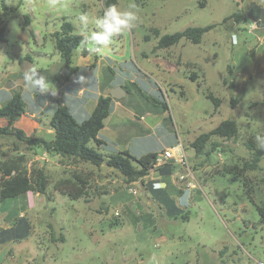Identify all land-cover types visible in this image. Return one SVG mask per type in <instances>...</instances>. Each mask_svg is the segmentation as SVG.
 Returning <instances> with one entry per match:
<instances>
[{"label":"rangeland","instance_id":"rangeland-1","mask_svg":"<svg viewBox=\"0 0 264 264\" xmlns=\"http://www.w3.org/2000/svg\"><path fill=\"white\" fill-rule=\"evenodd\" d=\"M103 1L6 0L8 8L0 6V25H6V40L0 43V103L6 93L16 90L27 98L23 76L32 68L49 76L48 81L56 76L60 82L66 68L58 63L60 56L51 34L61 29L63 20L71 22L74 32L81 34V13L89 16L88 34L98 31L95 20L106 8ZM248 1L118 0L119 10H135L139 20L97 53L112 57L115 50L126 57L152 55L157 42L150 34L152 28L164 34L188 26L214 25L199 44L182 39L165 49L169 55L179 54L187 60L185 67L189 70L195 67L189 62L203 65L208 73L207 79L200 80L203 88L221 100L218 110L209 113L206 120L190 124L192 134L207 132L223 119H234L239 128L236 138H215L220 143L216 149L208 144L198 155L189 140L183 142L186 163H176L179 166L172 169L174 178L173 173L168 175L173 190L169 186L167 191L169 197L182 194L180 200L188 201L187 206L177 210L166 200L164 212L151 202L147 187L152 175L144 182L125 183L116 170L104 165L98 168L82 162L74 166L39 148L24 152L28 167L35 163L45 168L51 182L48 198L29 191L0 201V233L16 221L23 231L27 230L24 238L0 243V264H264V216L257 208L264 205V157L258 169L248 173L251 183L245 184L241 175L235 176L233 168H225L249 157L244 142L250 135L264 139V41L251 31L250 17L238 22L230 16L245 12ZM132 4L135 9L129 7ZM228 16L231 18L224 20ZM145 35L150 38L145 39ZM84 47L92 52L90 43L85 42L74 54ZM165 50L158 49L156 53ZM90 57L93 59L94 55L91 53ZM142 60L139 57L137 61ZM76 62L83 64L85 58ZM228 65L242 71L249 70L250 65L254 67L247 87L236 86L237 75H230ZM42 69L45 75L40 72ZM231 79L233 86L229 84ZM233 98L239 99L234 107ZM199 103L203 106L201 100ZM42 131L45 134L46 127ZM180 136L185 138L183 133ZM15 145L20 152L25 150L24 144L13 136H0V159L16 153ZM73 168L91 172L88 196L72 199L52 188L54 181ZM173 186L182 192H175ZM185 187L193 190L188 192Z\"/></svg>","mask_w":264,"mask_h":264},{"label":"crops","instance_id":"crops-1","mask_svg":"<svg viewBox=\"0 0 264 264\" xmlns=\"http://www.w3.org/2000/svg\"><path fill=\"white\" fill-rule=\"evenodd\" d=\"M263 5L264 0H249L247 9L245 8V12H242L244 16L240 18L241 21L250 17L253 22L250 27L251 31L260 41H264ZM249 12L251 14L247 16ZM247 28L245 22L244 29ZM236 29L240 30L241 28ZM156 50L155 52L151 51L152 55L142 53L143 56L133 54L127 57L122 52L115 50L112 57L110 55H97L98 52L93 51L82 53L80 50V53L73 55V63L71 62L70 65L76 66L77 69L69 76L68 80L63 81L60 78L61 82H58L56 76L50 78L49 82L54 86L52 91L56 92L55 96L50 93L44 95L27 94V98H25L21 92L27 104L26 112L19 117L14 125L26 132L28 130L38 131L36 135L50 139L53 136V129L49 126V118L59 103L66 105L76 120L82 121L89 116L100 95H109L111 97L110 111L97 135L102 140L101 150L103 152L128 151L135 157H140L149 152H160L157 165L168 162L161 157L162 150L166 148H176L180 145L187 154L186 145L183 146V142L188 140L191 142L197 136L192 134L190 124L206 120L209 113H215L218 110L215 106L210 107L208 102L211 101L200 91L196 81L189 78L190 72L194 71L192 69H197L198 67H195L199 66V71H195L199 80L202 77L207 79V69L200 63L192 61L189 62L191 63L190 66L195 67L189 70V67L188 69L185 67L187 60H184L179 54L172 56L165 49V53H156ZM91 53L94 55L93 59L90 57ZM139 57L143 59L141 63L137 61ZM83 58H85V63L76 62L77 59L83 60ZM157 59L168 61L169 63L165 64L167 67L157 63ZM60 62L58 59V63ZM106 67H110L112 73L102 89L103 69ZM249 68L246 71L237 68L233 70L237 75L236 86L238 88L247 87L248 81L254 73V67L250 65ZM126 83H135L150 102L165 100L168 110L162 113L150 111L147 107L148 101L134 87L128 90L125 87ZM119 86H122L125 92L122 94L121 91H118L122 96L115 98L111 92ZM11 94L10 92L6 93L0 105ZM200 100L203 102V106L199 103ZM42 127H46L45 134H43ZM181 133L185 138L180 136ZM43 153L48 154L44 151ZM172 165L171 171L163 166L159 170L152 169L150 174L146 176V178L150 175L153 176L150 178L152 186L147 187L149 199L151 202H156L164 212H167L166 200L171 201L177 210L185 208L188 204V201L180 200L183 198L182 194L177 196L172 194L169 197L167 191L170 186L168 175L173 173L172 177L174 178L175 170L172 172V169L179 166L176 163ZM140 181L144 182V180ZM173 182L175 183L174 179ZM173 188L175 192L178 190L182 192L180 188L174 186ZM170 189L173 190L172 187ZM184 190L190 192L193 189L185 187Z\"/></svg>","mask_w":264,"mask_h":264},{"label":"trees","instance_id":"trees-1","mask_svg":"<svg viewBox=\"0 0 264 264\" xmlns=\"http://www.w3.org/2000/svg\"><path fill=\"white\" fill-rule=\"evenodd\" d=\"M5 1L0 0L2 9L8 8ZM117 2L118 0L103 1L106 7L112 4L116 5ZM230 16L239 22L242 15L240 13H232ZM230 16L225 17L224 20L231 18ZM213 26L212 24L188 26L182 30L164 34H161L157 28H152L150 34L157 38L152 50L155 52L156 49H167L179 43L182 39L199 44L203 34ZM5 30L6 25H0V43L6 40ZM51 36L54 48L60 56V61L66 68V73L62 79L63 81L68 80L69 76L77 69L76 66L70 64L75 51L85 43L84 38L80 33H75L73 24L66 20H63L61 29L53 32ZM144 38L149 39L150 35H145ZM81 50L82 53L87 52L85 47ZM227 71L230 75L233 74L230 65L227 66ZM40 72L44 74L45 70L42 69ZM111 73L110 67L103 69L102 89L110 78ZM45 78L49 79V76L45 75ZM189 78L196 81L200 91L214 104L215 108H218L221 102L220 98L208 88H203L197 72L191 71ZM57 81H59L58 78ZM223 82L227 83L228 80L224 78ZM229 84L231 86L234 85L232 79ZM125 87L128 90L134 87L148 101L147 107L150 111L162 113L168 110L165 100L150 102L135 83H126ZM238 102L239 99L237 98L231 99L233 107ZM26 105L21 92L18 90L13 91L11 96L0 105V121H2L0 123V136H13L18 143H23L25 147V150L20 152L15 145L13 151L16 153H11L7 157L0 159V201L29 191L46 195L48 198V188L51 182L45 168L35 163L29 167L27 166L28 159L25 153L37 150V148L50 155H58L61 160L68 161L74 166L84 162L98 168L103 165L113 168L122 176L125 183L137 180L143 181L152 169L159 170L163 166H166L168 171H171L173 163L156 164L160 152H149L140 157H135L128 151L105 153L101 150L102 140L97 135L110 111L111 97L109 95H100L89 116L82 121L76 120L67 106L59 103L49 118V126L53 129V136L50 139L33 133L27 134L24 129L14 125L19 117L26 112ZM238 135L237 122L234 119H224L209 131L198 134L190 142V147L198 155L205 150L208 144L211 145L212 150L216 149L220 143L215 138L226 140L236 138ZM244 145L249 151V157L240 162L237 161L238 164L233 166L226 165L225 168L226 170H232L233 168L235 176L241 175L244 183L247 184L250 181L247 175L249 172L258 169L259 162L264 157V148L259 146V142L254 135H250L245 140ZM52 188L72 199L88 196L91 189V172L79 168L69 169L66 176L60 177L52 183ZM250 190L249 188L247 192L250 193ZM257 208L261 216H264V205ZM26 235L27 230L23 231V228H20L18 221H16L11 228L5 229L0 233V243L13 238L21 239Z\"/></svg>","mask_w":264,"mask_h":264},{"label":"clouds","instance_id":"clouds-1","mask_svg":"<svg viewBox=\"0 0 264 264\" xmlns=\"http://www.w3.org/2000/svg\"><path fill=\"white\" fill-rule=\"evenodd\" d=\"M129 7L135 9L136 5L132 4ZM79 20L81 24V35L84 41L90 43L92 51L102 53L111 44L114 36L135 27L139 16L135 10L121 11L114 4L108 5L104 9L103 15L97 17L95 20L98 31H93L90 35L88 34L89 16L86 13H81ZM235 42L236 38L233 37V43ZM23 80L27 83L25 89L27 94L44 95L50 93L52 96L56 95V92L52 91L54 86L44 76L40 75L35 68L26 72ZM256 139L259 142V146L264 148V139L259 136Z\"/></svg>","mask_w":264,"mask_h":264},{"label":"built area","instance_id":"built-area-1","mask_svg":"<svg viewBox=\"0 0 264 264\" xmlns=\"http://www.w3.org/2000/svg\"><path fill=\"white\" fill-rule=\"evenodd\" d=\"M85 50L87 52L90 51L87 47H85ZM161 157L166 161H173L174 163H178L182 165L186 163V154L184 152V149L180 145H178L176 148H166L162 150ZM189 185L190 184L188 183V187ZM131 191L133 193H136V190L134 189H131ZM115 214H118V212H116Z\"/></svg>","mask_w":264,"mask_h":264},{"label":"water","instance_id":"water-1","mask_svg":"<svg viewBox=\"0 0 264 264\" xmlns=\"http://www.w3.org/2000/svg\"><path fill=\"white\" fill-rule=\"evenodd\" d=\"M157 63H160L161 65H163L164 67H167L165 64L166 63H169L168 61H166L165 59H157L156 61ZM13 85V83L10 84V86ZM10 86H7V87H10ZM118 91H121L122 94H124L125 90L122 86H119V87H116L112 92H111V95L115 98H120L122 96V94L120 95L118 93Z\"/></svg>","mask_w":264,"mask_h":264}]
</instances>
